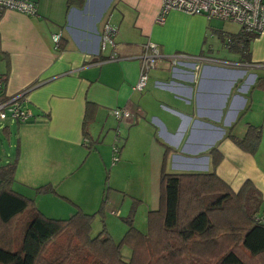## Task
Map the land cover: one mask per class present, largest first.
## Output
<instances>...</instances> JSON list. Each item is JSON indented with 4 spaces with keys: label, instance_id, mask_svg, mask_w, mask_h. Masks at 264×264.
I'll use <instances>...</instances> for the list:
<instances>
[{
    "label": "crops",
    "instance_id": "1",
    "mask_svg": "<svg viewBox=\"0 0 264 264\" xmlns=\"http://www.w3.org/2000/svg\"><path fill=\"white\" fill-rule=\"evenodd\" d=\"M30 1L36 14L6 10L0 19L4 90L12 94L31 86L28 107L34 114L29 124L17 121L15 180L26 186L55 185L88 212L81 205L100 199L103 179L94 183V174L104 165L93 161L84 168L108 126L115 132L113 140L123 138L120 152L153 159L149 164L159 180L165 159L169 171L209 170L208 152L216 147L222 156L218 176L235 191L252 181L264 202V34L250 40L244 56L226 45L228 34L242 27L235 32L214 27L233 53L217 50L212 56L204 47L212 18L174 9L158 23L161 0H85L82 7H68V0ZM106 25L114 31L113 41L102 48ZM56 33L64 40L63 49L54 40ZM149 45L159 57L145 69ZM183 55L188 62L175 66L173 60ZM144 70L148 83L135 90ZM88 103L95 112L84 128ZM115 108H127L133 116L118 119ZM109 117L115 124H107ZM249 125L262 129L254 153L227 137L230 127L242 137ZM3 129L11 134L9 124ZM86 148L91 152L87 158ZM66 152L69 159L63 157ZM158 193L160 204V181ZM112 225L107 226L115 239L119 226Z\"/></svg>",
    "mask_w": 264,
    "mask_h": 264
},
{
    "label": "trees",
    "instance_id": "2",
    "mask_svg": "<svg viewBox=\"0 0 264 264\" xmlns=\"http://www.w3.org/2000/svg\"><path fill=\"white\" fill-rule=\"evenodd\" d=\"M84 3L85 0H68V7H82ZM256 35L242 27L240 32L228 34L226 45L245 56L248 43ZM58 48H64L62 37ZM261 79H258L256 87L261 85ZM94 112L95 106L88 103L84 128L94 117ZM227 137L242 149L254 153L260 144L262 129L249 125L245 135L238 137L230 127ZM169 149L166 147L167 152ZM120 151L121 147L118 146V153ZM208 154L211 166L207 171H169L165 159L160 175V204L149 211L147 231L131 224L119 242L105 224L98 234L91 235L95 214L105 210L106 192L99 211L88 213L78 208L70 218H49L35 207L32 198L12 187L17 159L1 164L0 225L9 226L19 216H26L28 221L16 248L10 247L13 244L12 233L5 231L0 234V264H82L87 259L83 254L79 257L75 254L77 252L73 249L77 247L96 254L91 264H142L138 257L142 247L154 242L151 240L159 232L172 233L184 245L203 241V244H207L203 247L205 251L222 241L225 249H222L214 264H249L247 257L264 260V202L250 180L235 191L216 172L222 157L218 149L212 147ZM55 188V185L47 184L38 189L55 191ZM62 236H65L64 240L62 238V242L58 243ZM125 243L131 247V256L125 257L121 253V245ZM52 245L54 251L48 254L53 259L46 261V251ZM168 251L167 247L156 252L164 264L170 258L171 264L175 257L174 253Z\"/></svg>",
    "mask_w": 264,
    "mask_h": 264
},
{
    "label": "rangeland",
    "instance_id": "3",
    "mask_svg": "<svg viewBox=\"0 0 264 264\" xmlns=\"http://www.w3.org/2000/svg\"><path fill=\"white\" fill-rule=\"evenodd\" d=\"M209 25L210 30L207 32V41L204 44L205 52L215 56L217 50H220L223 53L226 51L227 55H232L233 52L225 48L221 40L216 37L213 28L218 27L220 29L223 28L225 30L235 32L238 31L242 25L233 20L219 18H212ZM108 120L109 121H106L107 124H115L112 117H109ZM144 120L146 119L141 121ZM21 123L23 125L29 124V122ZM5 124L10 125L11 134H6L3 131V126ZM18 124L20 123L13 119L0 122V165L11 162L15 159L19 160L17 152V140L19 139ZM114 133L115 132L112 128H109L108 126L104 127V130L100 135V143L98 145L99 150L95 151L94 149L95 152L92 151L93 154L88 158L87 156L91 152L86 148L87 162L84 169L91 168L92 166L89 165L93 161L102 162L104 167H101V173L97 170L94 174V183H96L95 181L101 177L103 181L102 187L99 189L100 199H95V201H92L91 204L81 206L90 213L99 211L103 201L102 198L106 192L105 195L107 199L105 210L95 214L92 220L91 235L95 236L98 234L104 224L108 228L107 225L111 226L115 223L112 225V228H114V226H119V232L117 234L114 233L115 240L119 242L126 231L130 228L131 224L143 231H147L149 211L157 208L159 205L158 191L160 180L159 174L154 172L151 164H149V162H152V158L149 159L148 157L142 156L141 152H139V154L133 151L130 153L128 152L129 155L124 152H114V143L116 142L117 146H120L119 143L122 144L123 142V138L119 137H116V141L113 140L115 135ZM66 154L67 152L65 155L63 153L64 159H69L70 156L68 155V157ZM60 172L63 175L66 174V171L63 169H61ZM80 172L81 171L78 172L77 177H82L83 173ZM67 181H74V179ZM38 186H26L20 184L17 179L13 182V188L23 192L27 197L32 198L35 202V207H37L39 211L49 218H70L78 210V208H81L78 201L74 199L73 201L67 199L61 189H55V191H45L38 189ZM88 190L90 193L94 192L92 188ZM214 217H216V215ZM27 221L26 216H19L9 226L0 225V234L7 231L6 233H12L13 235L11 238L13 244H10V247L16 248L19 246ZM120 227H123L121 231ZM62 238L64 240L65 236L60 237L58 239V243L62 242ZM151 241L154 242H151L147 247L143 246L142 251L138 255L139 261L142 262V264H164V261L159 258V254L156 252H160L163 248L167 247L169 248L168 252L175 254L171 264H195L197 262H202L203 264H214L223 252L222 249H225L222 241L220 243H216L212 247H209L207 251L203 249V247L207 244H203V241L201 242L199 240L192 242V245L187 244L190 246L189 247L184 245L181 241H178L172 233L165 232L156 233L154 239ZM169 241H172V243ZM179 246L180 248H178ZM53 249V245L48 247L46 251V261H48V259H53L48 254V252L54 251ZM73 250L77 252L75 254L78 255V257L82 254L86 256L85 259H87V261L84 260L83 263L86 261V264H91V259L96 258L94 257L96 254H91L90 251H87L84 248L77 247ZM121 253L125 257L131 256V247L127 243L122 244ZM170 256L171 254H169V257ZM247 261L249 264H264V260L260 258L251 259L247 257ZM166 262L167 264H170L171 258L169 260L167 259Z\"/></svg>",
    "mask_w": 264,
    "mask_h": 264
},
{
    "label": "built area",
    "instance_id": "4",
    "mask_svg": "<svg viewBox=\"0 0 264 264\" xmlns=\"http://www.w3.org/2000/svg\"><path fill=\"white\" fill-rule=\"evenodd\" d=\"M174 9L189 14H202L209 19L233 20L240 23L249 32H254L258 35L264 34V0H161L160 10L156 15V22H164L167 14ZM6 10H16L34 15L37 13V6L30 0H0V19ZM113 34V29L106 25L102 36V48L105 47L107 42L111 43L113 41ZM60 38L61 35L59 33L54 35L56 44H59ZM149 47L152 48L151 52H146L143 56L145 69L154 67L159 57L158 50L153 45H149ZM187 62L186 55L173 60L175 66ZM192 63L197 64V62ZM147 71H142L133 87L135 90L141 91L146 87L149 80ZM30 89L31 86L10 94L4 90V78L0 75V122L13 119L21 123L33 119L34 114L31 108L28 107ZM113 114L118 119H126L133 116L132 112L127 108H115ZM114 152H118L116 144L114 145Z\"/></svg>",
    "mask_w": 264,
    "mask_h": 264
}]
</instances>
